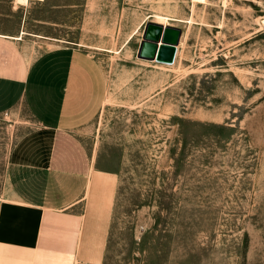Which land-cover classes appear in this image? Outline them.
<instances>
[{"label":"rangeland","instance_id":"rangeland-1","mask_svg":"<svg viewBox=\"0 0 264 264\" xmlns=\"http://www.w3.org/2000/svg\"><path fill=\"white\" fill-rule=\"evenodd\" d=\"M14 5L26 33L84 48L106 77L102 111L71 143L90 168L118 173L99 264H264V0ZM150 22L182 29L174 66L138 58ZM32 126L24 107L0 116V223L19 196L57 194L55 176L8 165ZM110 183L95 199L111 201Z\"/></svg>","mask_w":264,"mask_h":264},{"label":"crops","instance_id":"crops-1","mask_svg":"<svg viewBox=\"0 0 264 264\" xmlns=\"http://www.w3.org/2000/svg\"><path fill=\"white\" fill-rule=\"evenodd\" d=\"M14 3L0 0V116L24 107L33 126L14 142L8 165L18 174L55 176L57 190L49 185L46 192L57 194L34 202L19 196L21 202L5 204L0 264H99L118 173L90 168L86 153L72 150L71 143L102 111L106 77L99 61L84 48L26 33V17ZM42 38L51 42L46 48ZM106 175L113 178L104 220L105 214L96 208L92 215V208L102 189L96 181ZM13 226L18 235L9 238L5 232Z\"/></svg>","mask_w":264,"mask_h":264},{"label":"water","instance_id":"water-1","mask_svg":"<svg viewBox=\"0 0 264 264\" xmlns=\"http://www.w3.org/2000/svg\"><path fill=\"white\" fill-rule=\"evenodd\" d=\"M182 37V29L150 22L146 25L138 58L172 64Z\"/></svg>","mask_w":264,"mask_h":264},{"label":"bare ground","instance_id":"bare-ground-1","mask_svg":"<svg viewBox=\"0 0 264 264\" xmlns=\"http://www.w3.org/2000/svg\"><path fill=\"white\" fill-rule=\"evenodd\" d=\"M193 1L194 2H198L200 0H193ZM28 2H29V0H16V3L20 4V5L21 4L27 5ZM163 25L167 26L165 23ZM179 50H180V45L178 46L176 57H175V60H174V62L172 64H166V63H162V62H156V63L161 64L163 66H168V67L174 66L176 64V62H177V57H178ZM96 182L100 183V187H102V189H101L102 194H103L104 191L108 190L107 186L110 183V179L107 176H103L102 178L98 179ZM101 192H100L99 197H102ZM93 194H94V192H93ZM103 196H104V194H103ZM108 203L110 204V202L108 201V197H105V200H100V201L98 200V205H99V209L98 210H100L98 213H100L101 215L102 214H106L105 212H106V210L108 208V206H107ZM95 204H96V202H95Z\"/></svg>","mask_w":264,"mask_h":264}]
</instances>
